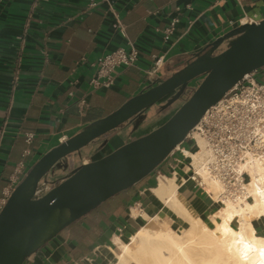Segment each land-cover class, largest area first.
<instances>
[{"label":"crops","instance_id":"0c3cea01","mask_svg":"<svg viewBox=\"0 0 264 264\" xmlns=\"http://www.w3.org/2000/svg\"><path fill=\"white\" fill-rule=\"evenodd\" d=\"M91 1L0 0V128L6 130L0 148V203L46 152L120 108L150 81L180 70L197 51L241 25V18L264 19V0H95L97 6L90 9ZM114 13L126 35L116 28ZM176 17L179 22L166 42L164 30ZM128 41L140 50L137 64L119 67L111 87L92 90V63L128 47ZM160 56L164 64L158 70ZM252 76L264 84V67ZM82 99L84 106L79 105ZM28 133L34 134L29 143ZM120 143L116 138L95 154L105 155ZM183 146L196 149L191 141ZM90 161L86 157L83 163ZM174 165L172 158L165 160L68 226L24 264H112L119 249L116 236L130 238L143 222L148 224L147 217L157 225L160 220L161 226L174 221L153 192L161 175L178 174L183 180V165L173 174ZM179 192L195 215L212 222L219 210L212 196L192 181H182ZM253 223L264 235V219L254 218Z\"/></svg>","mask_w":264,"mask_h":264},{"label":"water","instance_id":"95a60500","mask_svg":"<svg viewBox=\"0 0 264 264\" xmlns=\"http://www.w3.org/2000/svg\"><path fill=\"white\" fill-rule=\"evenodd\" d=\"M263 67L264 19L241 24L46 152L0 212V264H24L75 221L153 173L213 105ZM177 101L162 118L144 122L160 104ZM116 138L118 146L96 156ZM86 157L91 161L83 163Z\"/></svg>","mask_w":264,"mask_h":264},{"label":"bare ground","instance_id":"6f19581e","mask_svg":"<svg viewBox=\"0 0 264 264\" xmlns=\"http://www.w3.org/2000/svg\"><path fill=\"white\" fill-rule=\"evenodd\" d=\"M207 154L202 139L197 151L184 149V155L193 158L195 165ZM241 170L251 176V181L244 185L242 194L222 197L223 206L211 217L213 226L185 203L178 174L161 175L154 194L164 202L168 215L175 214L188 226L175 230L158 226L155 218L147 217L148 224L128 241L114 238L120 252L112 264H264V235L257 233L253 223L254 218L264 219V161L247 160ZM204 175L205 189L215 201L220 200L224 184ZM132 214L138 215L135 207Z\"/></svg>","mask_w":264,"mask_h":264},{"label":"built area","instance_id":"2783aa9c","mask_svg":"<svg viewBox=\"0 0 264 264\" xmlns=\"http://www.w3.org/2000/svg\"><path fill=\"white\" fill-rule=\"evenodd\" d=\"M110 3V0H105ZM98 4L93 0L89 8ZM112 9V6H111ZM113 10V9H112ZM115 26L126 35L125 26L117 13ZM179 18L176 17L164 30V40L167 42L175 31ZM258 22L252 17L241 18L239 23ZM140 57V50L128 41V47H119L107 54L98 57L92 64L95 72L90 79V87L96 91L114 85L117 69L121 66H135ZM85 62V59L82 60ZM164 64V56L156 60L159 70ZM82 99L80 106L86 105ZM5 126L0 128V148L5 135ZM34 134L28 133L26 141L31 142ZM199 139L205 143L208 154L203 157L199 165H195L193 158L184 155L185 141L193 142L196 151L199 149ZM179 144L167 157L172 158L175 165L172 167L176 174V167L183 165L184 182L192 181L196 186L205 189L204 177L220 180L225 191L223 197H233L242 194L246 184V173L241 166L247 160L264 161V84L253 79L252 73L246 75L242 82L235 85L204 115L200 123L188 134L186 140ZM166 159V160H167ZM22 163L16 168L20 173ZM17 176L14 177V182ZM15 189V188H14ZM11 193L0 203V212L7 203ZM122 229H120L121 231Z\"/></svg>","mask_w":264,"mask_h":264},{"label":"rangeland","instance_id":"374dc122","mask_svg":"<svg viewBox=\"0 0 264 264\" xmlns=\"http://www.w3.org/2000/svg\"><path fill=\"white\" fill-rule=\"evenodd\" d=\"M156 109H157V113L155 114V115H153V116H151V117H149V119L148 120H146V121H144V122H149L152 118V121H150L148 124H152L155 120H158V119H160V118H162L165 114H161V110H159L158 109V107H156ZM156 118V119H155ZM143 122V123H144ZM180 181H183V180H181L180 179ZM249 181H251V176L248 174V173H246V183L247 182H249ZM213 197V196H212ZM222 197L223 196H221V198H220V200H218L217 202H218V207H219V209L223 206V202H222ZM215 199V198H214ZM222 199V200H221ZM171 217H175L174 218V221H169V224H166L165 226H163L162 225V227H168V226H171L172 228H174L175 230H183L184 228H186L187 226H188V224L186 223V222H184V221H182L180 218H177L176 217V215L175 214H169ZM146 217V216H145ZM207 222L209 223V225L210 226H213V223L210 221V220H207ZM158 226H161V221L159 220L158 221ZM142 225H147V222L146 223H142L140 226H142ZM140 226H138L137 227V229L140 227ZM234 226H237V223H235L234 224ZM136 229V230H137ZM135 230V231H136ZM129 239V238H128ZM128 239H126V241H128ZM117 252H120V249H117Z\"/></svg>","mask_w":264,"mask_h":264},{"label":"flooded vegetation","instance_id":"af4514ba","mask_svg":"<svg viewBox=\"0 0 264 264\" xmlns=\"http://www.w3.org/2000/svg\"><path fill=\"white\" fill-rule=\"evenodd\" d=\"M182 68H183V67H182ZM185 96H187V97H185ZM185 96L182 97L181 100H183V99H188L190 95H189V96H188V95H185ZM181 100H179V101H181ZM179 101L174 102L173 104H171L170 106H168V107H166V108H163V106L167 103V102H164V103H162V104H160V105L158 106V109L161 110V114L163 115V114H165V113H167V112H170V110H172L173 108H175V107L178 105ZM148 119H149V117H147L146 119H144V121H146V120H148ZM155 119H156V118H155Z\"/></svg>","mask_w":264,"mask_h":264},{"label":"trees","instance_id":"16d2710c","mask_svg":"<svg viewBox=\"0 0 264 264\" xmlns=\"http://www.w3.org/2000/svg\"><path fill=\"white\" fill-rule=\"evenodd\" d=\"M193 151H196V149H193Z\"/></svg>","mask_w":264,"mask_h":264}]
</instances>
